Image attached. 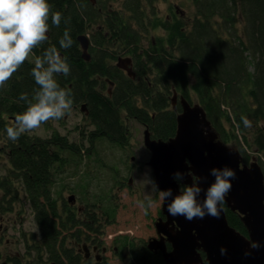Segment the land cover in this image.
<instances>
[{
  "label": "trees",
  "instance_id": "1",
  "mask_svg": "<svg viewBox=\"0 0 264 264\" xmlns=\"http://www.w3.org/2000/svg\"><path fill=\"white\" fill-rule=\"evenodd\" d=\"M97 1L98 5L90 0H48L51 12L62 14L60 26L52 23L50 13L48 40L0 88V135L7 137L6 127L14 125L16 115L39 89L31 74L35 59H43L46 49L55 46L70 65L68 76L55 79L61 87L71 89L73 105L88 122L81 132L87 147L60 133L47 142L30 133L14 142L7 137L12 168L6 177L24 187L39 233L33 234L32 242L36 259L23 262L16 258L14 263L8 259L0 264H93L86 263L79 252L81 240L69 242L85 234L79 227L85 218L79 220L63 197L64 207L59 209L61 196L53 191L52 168L56 166L54 170L64 175L69 164L76 165L75 159L82 163L104 140L117 148L128 146L127 119L147 126L154 139L168 141L177 133V117L182 111L180 101L177 109L173 107L176 92L190 102L195 94L221 139L238 142L244 164H250L252 154L258 153L264 172V0H191L192 16L183 11L162 15L160 0H122V10L108 6L114 0ZM88 24L102 25L109 32L106 36L100 30V42L91 46L90 61L83 58L78 40ZM66 28L73 43L64 49L60 39ZM150 33L146 44L144 39ZM122 54L133 58L135 78L116 65ZM22 93L27 94V101L20 99ZM83 105L88 115L81 109ZM242 116L251 121L250 127L244 125ZM64 151L74 158H67ZM111 166L104 168L117 178L118 172ZM4 185L11 196L4 202L11 206L18 195L10 190L12 185ZM107 194L101 198L107 199ZM223 206L230 225L248 235L240 214L225 203ZM96 227L102 229L98 222L87 229Z\"/></svg>",
  "mask_w": 264,
  "mask_h": 264
},
{
  "label": "rangeland",
  "instance_id": "2",
  "mask_svg": "<svg viewBox=\"0 0 264 264\" xmlns=\"http://www.w3.org/2000/svg\"><path fill=\"white\" fill-rule=\"evenodd\" d=\"M120 4L119 1H108V5L119 7ZM160 8L162 15H172L177 11H183L189 16L194 14V6L191 0H160ZM161 32L164 31L161 30ZM155 33H158V30ZM89 34L93 36L95 31ZM151 34L145 37L144 43H148ZM90 49L91 45L89 52ZM126 56L128 55H121V57ZM28 58H31V53ZM177 96L180 100L181 95L177 93ZM193 102L199 103L195 94H193ZM126 123L129 127L127 148H117L109 140L98 142L92 154L87 155L82 163L75 159L77 167L75 163L69 164L64 175H60L56 171L53 191L61 196L58 198L60 201L62 197L67 200L71 194H75L78 199L77 207L83 206V202L89 204L101 202V207L97 206V211L102 219V223L100 222L99 225L104 230L100 233L101 237L99 238H103L104 241L99 242L108 248L106 254H101L107 260L106 264H164L161 262L159 254L150 252L148 248V240L158 236L155 222L158 221V212L162 208L163 200L159 194L162 191L156 187L152 167L147 163L151 158V152L144 144L145 126L134 119H127ZM87 127L84 113L78 106L72 105L71 112L63 119L42 124L39 129L30 134L45 139L60 133L67 136L71 142L87 147L88 142L81 135V132L85 131ZM4 137L0 139V205L4 202L1 200L4 190H6L4 184L6 186L12 185L10 190L12 193L17 192L18 197L12 211L3 212L0 207V261L10 259L14 263L13 260L16 258L23 262L31 259L33 261V258H37L35 248L32 245L34 242L33 234L38 235L39 228L21 182L13 180L12 177H6L8 176L6 175L7 170L10 171L12 166L8 154L5 153V147H3L5 146V139H7L6 136ZM249 137L252 140L253 132H250ZM227 144L241 149L237 141H231ZM2 150L5 152L1 153ZM249 150L254 151L250 147ZM64 155L67 158H74L67 151H64ZM252 155L253 160H257L260 164L258 153ZM133 156H135V160L131 161ZM119 160H125V163H118ZM129 162H131L132 176L134 177L131 185H129L130 175L124 177L125 170L129 168ZM111 163L121 167H117L119 175L117 178L109 168H104L111 166ZM114 165L111 168L115 169ZM58 178L60 179L58 180ZM120 179L123 180L125 187L117 190L116 183ZM4 180L5 182H3ZM80 193L85 195H80ZM103 193H108L110 196L107 199L101 198ZM149 199L153 201L151 208L147 207ZM107 214H110L109 218ZM97 220L100 221L99 218ZM84 244L89 246V243L82 240L77 244L84 254L86 251L93 253V257L98 254L94 252L93 247L90 251L85 250Z\"/></svg>",
  "mask_w": 264,
  "mask_h": 264
},
{
  "label": "water",
  "instance_id": "3",
  "mask_svg": "<svg viewBox=\"0 0 264 264\" xmlns=\"http://www.w3.org/2000/svg\"><path fill=\"white\" fill-rule=\"evenodd\" d=\"M78 40L83 58L90 61L89 38L80 35ZM116 65L129 76L136 77L131 57H120ZM179 101L182 111L177 117L178 128L174 137L165 141L154 139L149 128L144 132L156 187L172 192L163 200L162 210L167 220L156 222L160 238L151 239L148 248L161 251L167 264H264V172L261 165L257 160L243 163L240 150L221 139L200 103L190 102L185 97L179 100L175 93L172 98L174 109ZM224 166L235 172L231 191L224 203L240 214L248 235L230 225L223 205L219 219L206 215L203 219L188 221L168 212L167 205L179 193L181 184L191 185L193 179L200 181L202 191L197 198L202 201L206 189L215 180L211 169ZM167 241L172 245L170 251ZM251 243H259V247L253 249ZM221 248L226 250L225 254H221Z\"/></svg>",
  "mask_w": 264,
  "mask_h": 264
},
{
  "label": "clouds",
  "instance_id": "4",
  "mask_svg": "<svg viewBox=\"0 0 264 264\" xmlns=\"http://www.w3.org/2000/svg\"><path fill=\"white\" fill-rule=\"evenodd\" d=\"M50 13L52 23L59 27L62 14L59 11L51 12L48 0H0V88L28 60L29 54L48 40L47 21ZM72 43L70 31L66 28L60 46L67 49ZM31 74L39 89L28 101L24 111L16 115L14 125L5 129L7 137L13 142L22 134L39 129L42 124L63 119L71 112L73 105L71 89L61 87L55 79L57 75L70 74L67 57H62L55 46L46 49L43 59H35ZM20 99L27 101V94L22 93ZM241 119L246 127L251 126L246 116ZM211 173L215 180L206 189L202 201L197 198L202 191L200 181L193 179L191 185H181L179 193L168 203L169 214L183 216L188 221L203 219L206 215L219 219L222 205L231 191L235 172L224 166L213 167ZM176 178H179V173ZM159 194L162 200H166L172 192L168 189ZM152 205L153 201L149 199L147 207L151 208ZM250 247L256 249L259 243H251ZM225 253L226 250L221 248V254Z\"/></svg>",
  "mask_w": 264,
  "mask_h": 264
},
{
  "label": "flooded vegetation",
  "instance_id": "5",
  "mask_svg": "<svg viewBox=\"0 0 264 264\" xmlns=\"http://www.w3.org/2000/svg\"><path fill=\"white\" fill-rule=\"evenodd\" d=\"M90 1L94 5H98V1L97 0H90ZM114 1H119L120 3H122V0H114ZM109 2H113V1H109ZM108 6L111 7V8H113L114 10H119V9L122 10L121 4H120L119 7L114 6V5H108ZM87 26H88L87 27V31L82 32L80 35H86L89 38V40H90L91 46H93L95 43H99L100 42V40L98 38L99 37V34H100L99 33L100 30H101L102 33L104 32L106 36L109 34L107 28L106 27H103L102 25H96V26H94L93 24H88ZM106 30H107V32H106ZM93 31H95V34H93V36H92L89 33L90 32H93ZM129 57H131V56H129ZM132 60H133V58H132ZM81 109L84 112H86L87 115L89 114V112L87 110V107L85 108V110L83 109V107ZM87 124H88V122H87ZM146 128H148V127L145 126L144 132H145ZM2 138H5L4 135H0V139H2ZM45 140L47 142L48 140H50V137L49 138H45ZM8 145H9V141L7 139H5V146H3V147H5L6 152L2 150L1 153H3V152L7 153L8 156H9V161H10V149H9ZM124 148H127V145ZM133 160H135V156L131 157V161H133ZM149 161L147 163H149ZM117 162L118 163H125V160H119ZM117 167H120V166H117V165L115 166V169L114 170L116 172H118V170H117L118 168ZM128 167L129 168L125 170V173L126 174H125L124 177L130 175L129 176V185H131L132 179H134V177L132 176V174H133V168H132L131 162L128 163ZM52 170H54V168H52ZM55 174H56V171L54 170V175ZM122 179L118 180V182L116 183V189L117 190H121L122 188L125 187V185H123V180ZM6 193H7L6 190H4V193H3L2 197H1V200H4V199L6 200V198L9 200L11 198V196L10 195L7 196ZM72 196H74V199H70ZM62 200L61 201L58 200V202H57L58 207H59V209H61V211H62V209L64 207ZM77 200H78L77 199V196L75 194H71L67 198L66 201H67V203H68V205L70 207V210L73 213H75V215H77V218H79V220L82 219L83 217L85 218L84 221H82V225H80L79 227L80 228H83L86 232L81 237H78L76 235L75 237H73V239H70L69 242L75 241V240H77V241L78 240H82L83 242L89 243V246L88 247H87V244H84L83 245V248H85V250H89L90 251L91 250V247H93L94 252L95 253H98V254L94 255V257H93V253H87V251H86V254H84L83 251H82V249L80 247H78L79 252L84 255L85 262L88 263V261L89 262L91 261L93 264L94 263L104 264V263H106L107 260H105V257L104 256H101V254H103V253L106 254L107 251H108V248L105 247L103 245V243L99 242V241H104L103 238H99V237H101L100 233H102L104 229H100L99 231H97L98 230L97 227L94 228V229H87V227L89 228V226L91 224L94 225L96 222H98V223L101 222L102 219H101L100 215H98V211H97V206H100L101 202H98V203L94 202L96 204H89V203L83 202L84 203L83 206L80 205V206L77 207ZM0 207H1V209H2L3 212H10V211H12L14 209L13 208L14 207V204H12L11 206H7L5 204V202H2V205H0ZM5 207H8V208L10 207L11 209H8V211H4L5 210ZM162 207H163V205H162ZM102 215H103V212H102ZM107 216L109 218L110 217V214H107ZM98 218L100 219V221L97 220ZM160 219L167 220V217L164 215L162 208H160V210L158 212V220H160ZM84 224H85V226H84ZM86 224H89V225H86ZM74 231H76V230H74ZM157 234H158V236L151 237L148 240V242L151 239L160 238V235H159L158 232H157ZM167 248H168L169 251L172 250V245H171V243L169 241H167ZM150 252L155 253V254H159L158 256H160V259L162 258L161 261H164V263L167 264L165 262L164 258H163V255H162V252L161 251L155 252V251H151L150 250Z\"/></svg>",
  "mask_w": 264,
  "mask_h": 264
}]
</instances>
